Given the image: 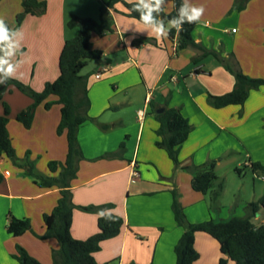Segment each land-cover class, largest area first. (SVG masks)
<instances>
[{
	"label": "crops",
	"instance_id": "1",
	"mask_svg": "<svg viewBox=\"0 0 264 264\" xmlns=\"http://www.w3.org/2000/svg\"><path fill=\"white\" fill-rule=\"evenodd\" d=\"M46 2L45 15H28L23 24L29 30L27 41L48 44L50 51L45 62L49 70L44 81H54L60 75L64 43L78 33V29L67 26L71 15L99 20L101 0ZM187 2L205 9L194 30L196 42L219 54L224 62L213 53L197 58L203 54L200 49H178L179 35L174 39L149 35L151 27L128 17L121 3L116 11H111L114 31L92 37V47L100 50L102 56L81 71V75L88 77L89 114L94 120L78 132L83 159L72 182L73 200L81 206L112 203L113 212L124 219L120 234L103 241L94 254L99 264H177L175 246L185 228L176 221L173 190L190 223L211 218L224 221L251 213L248 204L242 205L241 211L231 205L213 208L208 194L193 190L194 174L184 167L232 154L244 155L245 165H264V86L252 90L243 106L215 108L208 100L210 94L223 95L236 86L235 74L226 68V63L250 78L264 79V0H250L241 11L236 10L235 0ZM161 9L165 14L174 11V0H164ZM18 12L12 7L10 16ZM164 25L167 28L168 22ZM4 101L11 107L8 130L16 157L0 158V172L4 175L0 183V264H18L12 256L17 245L42 264H53V251L59 248V242L37 235L46 232L43 216L57 205L60 189L42 187L28 174L21 149L43 154L39 164L32 163L36 173L58 175L50 172L47 163L64 162L68 153L66 134L57 132L61 105L54 103L50 109L43 103L39 105L34 125L27 130L17 115L33 100L11 86ZM166 101L169 107L180 109L193 126L180 148V166L156 145L159 122L153 104L163 105ZM141 109H146L142 123L138 119ZM3 112L0 101V115ZM262 197L254 193L249 203L259 202ZM12 217L29 218L32 229L22 236H11L7 225ZM98 218L95 213L76 209L71 227L73 237L84 240L97 233ZM253 222L264 223L262 205ZM195 248L200 257L194 264H219L222 258L227 264H236L208 233H196Z\"/></svg>",
	"mask_w": 264,
	"mask_h": 264
},
{
	"label": "trees",
	"instance_id": "2",
	"mask_svg": "<svg viewBox=\"0 0 264 264\" xmlns=\"http://www.w3.org/2000/svg\"><path fill=\"white\" fill-rule=\"evenodd\" d=\"M250 0H235L237 11L243 10ZM184 0H174L175 9L169 14L153 12L152 15L157 20H163L164 24L173 18H178L179 8ZM123 4L127 9L125 14L128 17L140 21V10H134L139 4V0H101L99 20L91 17H80L71 15L68 21V28L78 29L76 36L67 39L64 43L60 59V75L54 81L45 84L42 91H36L30 86L12 78L7 70L6 64L0 65V101L3 103L4 112L0 115V158L4 155L14 158L16 151L12 138L8 130L11 107L4 101V96L11 86H15L21 92L29 96L33 103L22 110L17 115V120L26 128L33 124L36 108L44 104L50 109L54 103L61 105V121L57 132L59 135L66 134L68 141V153L64 162L52 161L49 163L50 170L57 176H46L34 171L31 162L25 163L28 174L34 176L36 181L46 188L58 187L60 197L57 205L50 213L43 216L46 232L37 235L41 239L55 238L59 242V248L53 251V264H99L94 254L101 249L103 241L116 237L120 234L124 225V219L113 212L114 204L106 203L102 205L81 206L74 203L72 182L77 178L79 163L83 159L82 149L78 141V132L81 126L93 121L90 116V98L88 77L81 75V71L90 61L100 59L102 52L92 47V37L94 35L103 37L114 31V16L111 11H116L117 4ZM23 12L18 15V25L26 15H38L46 11V3L39 0H22ZM141 10H143L141 6ZM8 29V39L2 42L0 48V60L6 53L10 39L14 35L12 29L5 22ZM199 21L194 23L185 22L182 24V31L177 32L172 28L168 37L174 39L179 35L178 49L196 48L203 51L197 58H202L206 54L213 53L223 62L224 59L216 52L208 51L203 45L198 44L194 37V30ZM147 42H154L146 39ZM226 68L235 74L236 86L233 91L223 95H209V103L215 108H224L231 105L243 106L248 100L252 90L260 89L264 86V79L250 78L240 71H235L226 63ZM55 96L57 100L50 101L49 98ZM159 108H165L163 113H157ZM155 117L159 122L156 130L158 139L156 145L164 149L169 158L176 166H180L179 153L181 146L188 140L193 126L180 109L169 107V101L163 105L153 104ZM222 158L212 160L202 165L186 166L184 169L194 174L192 188L202 194H208L217 179L216 167ZM254 172L264 173V165L259 162L250 164ZM4 180V175L0 172V183ZM223 191V184L212 193V200L217 202ZM174 195L173 209L176 221L185 228V232L175 246L177 264H194L200 257L195 248V236L197 232H205L215 238L221 246L223 254L227 255L236 264H264V224L256 225L253 222L260 205L264 203V196L259 202H252L247 205L251 211L247 216H234L228 220L216 221L209 219L204 222L190 223L187 221L183 206L177 199L176 191ZM76 209L88 213H102L105 217L98 218L99 231L84 240L73 237L71 227L73 215ZM107 218V219H106ZM32 229L29 218L12 217L7 225V231L11 236L19 237ZM18 264H42L22 246L17 245L15 253L12 255ZM105 264H116L115 262ZM219 264H227V260L222 258Z\"/></svg>",
	"mask_w": 264,
	"mask_h": 264
},
{
	"label": "rangeland",
	"instance_id": "3",
	"mask_svg": "<svg viewBox=\"0 0 264 264\" xmlns=\"http://www.w3.org/2000/svg\"><path fill=\"white\" fill-rule=\"evenodd\" d=\"M39 1L45 2L48 7L46 0ZM12 7L14 10L19 11L14 15V17L10 16ZM46 11L35 16H43L46 14ZM22 12V0H0V17H3L5 22H7L12 29H14V35L8 43L3 61L6 64L7 70L9 65L11 66V71L8 72L12 78L30 86L36 91H42L45 84L49 82L44 81V79L48 75L49 67L48 63L45 62V59H48L47 53H49L50 49L45 41H33L31 43L26 40L28 36L27 32L29 33V30L23 23L29 14L26 15L21 24L18 25L17 17ZM29 28L31 29V26ZM1 45L2 42H0V48ZM33 125L34 121L30 128H32ZM30 128L26 129L29 130ZM21 150L22 158L25 160V163L31 162L37 165L43 158V154L40 152L32 150L28 151V149ZM234 155L235 154H232L227 158L222 159L221 164L216 167L217 179L214 182L213 187L210 189V192H208V201L213 208H217L218 205L227 207L231 205V207H234L236 211H241L243 210L242 205L249 204L254 193L259 195V197L264 196V173L261 171L254 172L250 165H245L246 159L244 155L236 157ZM52 161L54 160H50L47 163L49 170V163ZM238 162L240 163L238 164ZM50 172L52 171L50 170ZM56 173L57 172H55V174ZM220 184H223V191L217 202H214L212 200V193L214 190H217ZM258 215L259 214H257V216Z\"/></svg>",
	"mask_w": 264,
	"mask_h": 264
},
{
	"label": "clouds",
	"instance_id": "4",
	"mask_svg": "<svg viewBox=\"0 0 264 264\" xmlns=\"http://www.w3.org/2000/svg\"><path fill=\"white\" fill-rule=\"evenodd\" d=\"M164 0H139V4L135 6L134 10H140V21L143 24L151 27L149 35L154 36L156 39L167 38L169 31L174 28L177 32L182 31V24L185 22L191 24L200 20L204 14L203 6H194L189 5L187 0L181 4L179 8L178 18H173L168 21V27L166 28L163 20H157L152 13H160L162 11L161 5ZM141 6L143 10H141ZM9 29L5 23L3 17H0V42H3L8 39ZM5 63L3 60H0V65ZM8 71H11V66L9 65ZM100 217H104L102 213H98ZM105 218V217H104ZM107 219V218H106Z\"/></svg>",
	"mask_w": 264,
	"mask_h": 264
},
{
	"label": "built area",
	"instance_id": "5",
	"mask_svg": "<svg viewBox=\"0 0 264 264\" xmlns=\"http://www.w3.org/2000/svg\"><path fill=\"white\" fill-rule=\"evenodd\" d=\"M148 102H149V100H148ZM145 117H146V109H141V110H139V111H138V119H139V121H140L141 123L144 121ZM8 173H9V171H6V174H8ZM262 206L264 207V203H263ZM263 224H264V223H263Z\"/></svg>",
	"mask_w": 264,
	"mask_h": 264
},
{
	"label": "water",
	"instance_id": "6",
	"mask_svg": "<svg viewBox=\"0 0 264 264\" xmlns=\"http://www.w3.org/2000/svg\"><path fill=\"white\" fill-rule=\"evenodd\" d=\"M165 111V108H159L156 110L157 113H163Z\"/></svg>",
	"mask_w": 264,
	"mask_h": 264
}]
</instances>
